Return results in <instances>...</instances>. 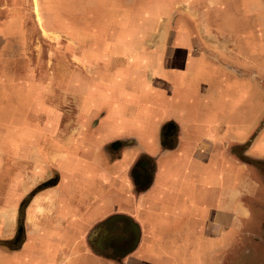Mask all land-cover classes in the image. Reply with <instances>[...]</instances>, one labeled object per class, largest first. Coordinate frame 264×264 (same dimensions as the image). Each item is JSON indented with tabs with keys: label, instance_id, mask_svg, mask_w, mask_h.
Listing matches in <instances>:
<instances>
[{
	"label": "crops",
	"instance_id": "obj_1",
	"mask_svg": "<svg viewBox=\"0 0 264 264\" xmlns=\"http://www.w3.org/2000/svg\"><path fill=\"white\" fill-rule=\"evenodd\" d=\"M74 1L86 19L121 12L116 8L137 13L135 0H68V12H76ZM170 41L145 50L144 81L135 68L114 69L109 79L101 73L98 86L76 90L96 104L82 105L80 132L68 138L61 159L57 150L44 151L56 158L57 181L25 209L16 264H211L240 227L264 212V86L251 85L245 69L192 51L185 55L192 67L174 86L163 65L176 59ZM179 87L192 91L174 97ZM41 118L39 111L30 123L34 149L18 156L31 155L34 170L18 168L17 197L2 221L13 220L20 200L44 180ZM25 124L17 123L22 130ZM9 127L2 123L1 137H9Z\"/></svg>",
	"mask_w": 264,
	"mask_h": 264
},
{
	"label": "rangeland",
	"instance_id": "obj_2",
	"mask_svg": "<svg viewBox=\"0 0 264 264\" xmlns=\"http://www.w3.org/2000/svg\"><path fill=\"white\" fill-rule=\"evenodd\" d=\"M67 1L0 0V214L5 208L12 209L17 197L18 168L27 173L34 170L31 155L23 161L18 156L20 149H34L30 123L36 121L39 111L44 136L39 137L43 182L20 200L13 220L0 219V264H16L12 251L20 247L25 232V209L36 192L57 181L53 170L56 158L50 160L45 153L57 150L61 159V152L70 144L68 138L80 132L85 119L82 105L91 108L96 104L93 97L83 99L76 91L79 87L98 86L103 76L109 79L114 75V69L135 68L138 80L144 81L141 78L146 71L139 61L145 50L156 52V44L166 39L171 40L168 52L174 48L171 52L176 59L163 61L165 81L175 80L174 86L182 83L183 72L192 67L185 58L188 51L212 63L219 60L235 70L245 69L251 85L259 82L264 86V0H135L132 9L137 13L116 8L121 12L102 13L99 20H92V14L86 19L76 1L72 3L76 12H68ZM130 3L128 0L125 5ZM129 57L136 59L135 63L127 62ZM17 73L21 77H12ZM28 73L30 76L23 77ZM174 86L167 91L172 92ZM182 91L192 89L179 87L174 97ZM53 119L58 124L47 126ZM4 122H10L9 137H1ZM23 122L27 124L24 130L17 125ZM19 132L23 137H17ZM260 212L212 255L211 264H264V212ZM7 234L13 236L6 238Z\"/></svg>",
	"mask_w": 264,
	"mask_h": 264
},
{
	"label": "flooded vegetation",
	"instance_id": "obj_3",
	"mask_svg": "<svg viewBox=\"0 0 264 264\" xmlns=\"http://www.w3.org/2000/svg\"><path fill=\"white\" fill-rule=\"evenodd\" d=\"M263 86V85H262Z\"/></svg>",
	"mask_w": 264,
	"mask_h": 264
}]
</instances>
